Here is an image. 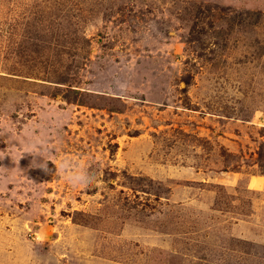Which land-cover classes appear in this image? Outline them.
<instances>
[{
  "label": "rangeland",
  "instance_id": "374dc122",
  "mask_svg": "<svg viewBox=\"0 0 264 264\" xmlns=\"http://www.w3.org/2000/svg\"><path fill=\"white\" fill-rule=\"evenodd\" d=\"M0 264H264V0H0Z\"/></svg>",
  "mask_w": 264,
  "mask_h": 264
},
{
  "label": "clouds",
  "instance_id": "9594fccd",
  "mask_svg": "<svg viewBox=\"0 0 264 264\" xmlns=\"http://www.w3.org/2000/svg\"><path fill=\"white\" fill-rule=\"evenodd\" d=\"M40 169L42 171H44L45 173L49 172V170L47 169L46 165L40 167ZM71 183H72L73 187H79V186H81V178L80 177H73L71 179ZM83 187H87V185L85 184Z\"/></svg>",
  "mask_w": 264,
  "mask_h": 264
}]
</instances>
